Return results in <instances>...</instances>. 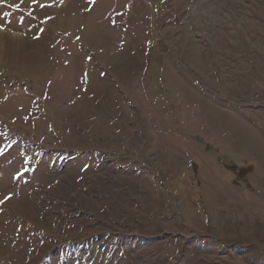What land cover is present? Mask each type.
I'll list each match as a JSON object with an SVG mask.
<instances>
[{"label":"rangeland","instance_id":"obj_1","mask_svg":"<svg viewBox=\"0 0 264 264\" xmlns=\"http://www.w3.org/2000/svg\"><path fill=\"white\" fill-rule=\"evenodd\" d=\"M263 127L264 0H0V264H264L184 174Z\"/></svg>","mask_w":264,"mask_h":264},{"label":"crops","instance_id":"obj_2","mask_svg":"<svg viewBox=\"0 0 264 264\" xmlns=\"http://www.w3.org/2000/svg\"><path fill=\"white\" fill-rule=\"evenodd\" d=\"M201 145V151L189 149L192 152L188 153L190 159L184 168V174L189 172V180L186 178L185 183L188 201L191 209L195 210L194 215L208 220L207 224L216 218L228 220L222 216L225 213L230 217H237L240 224L238 223V230L235 232H242V224L252 220L253 240L259 236L256 242L260 241V236L264 237V150L256 148L250 153V159L243 158L236 163L234 159L227 157L240 153L228 145V148L223 149L226 154L223 160H219L212 143L205 147L206 143L201 142ZM237 234L229 236H241L240 239L243 240L245 230ZM246 235L250 236L249 233Z\"/></svg>","mask_w":264,"mask_h":264},{"label":"snow or ice","instance_id":"obj_3","mask_svg":"<svg viewBox=\"0 0 264 264\" xmlns=\"http://www.w3.org/2000/svg\"><path fill=\"white\" fill-rule=\"evenodd\" d=\"M11 197L9 196V197H5V200H8V199H10ZM4 201H0V203H3Z\"/></svg>","mask_w":264,"mask_h":264},{"label":"bare ground","instance_id":"obj_4","mask_svg":"<svg viewBox=\"0 0 264 264\" xmlns=\"http://www.w3.org/2000/svg\"><path fill=\"white\" fill-rule=\"evenodd\" d=\"M124 59V58H123ZM122 60V59H121Z\"/></svg>","mask_w":264,"mask_h":264}]
</instances>
